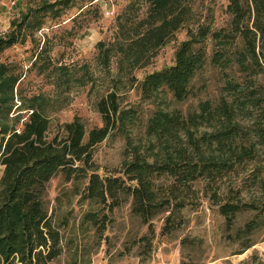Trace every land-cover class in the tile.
<instances>
[{"label": "rangeland", "instance_id": "374dc122", "mask_svg": "<svg viewBox=\"0 0 264 264\" xmlns=\"http://www.w3.org/2000/svg\"><path fill=\"white\" fill-rule=\"evenodd\" d=\"M229 1L178 0L157 14L147 0H1L0 39L19 35L12 47L0 51V128L21 132L37 110L50 122L49 141L66 137L65 126L78 120L87 143L90 132L104 126L98 104L115 95L120 110L130 116L94 147L91 170L102 177L123 176L129 140L147 152L148 123L157 111L189 116L203 102L216 104L227 79L242 80L212 63L209 40L206 65L188 98L178 101L167 88L153 94L143 88L147 76L175 63L180 46L198 26L216 30L228 23ZM258 82L264 86V73ZM259 168L258 185L252 186L249 177ZM89 174L67 181L60 172L47 185L48 209L63 236L62 254L51 264H264V188H259L264 187V147L239 176L213 186L194 183L183 207L179 201L168 209L174 211L168 233L170 212L145 223L133 212L128 194L110 210L86 200ZM13 178L3 165L0 204ZM158 182L165 186L169 179ZM237 190L238 202L258 209H244L228 228L217 201H228ZM90 213L92 221L86 219ZM247 244L253 247L245 250Z\"/></svg>", "mask_w": 264, "mask_h": 264}, {"label": "trees", "instance_id": "16d2710c", "mask_svg": "<svg viewBox=\"0 0 264 264\" xmlns=\"http://www.w3.org/2000/svg\"><path fill=\"white\" fill-rule=\"evenodd\" d=\"M147 1L150 11L158 14L178 0ZM226 14L230 20L225 26L214 30L200 25L191 32L177 51L175 63L147 76L143 88L148 94L167 88L178 101L188 98L193 80L206 65L209 40L212 63L233 70L242 80L227 79L216 104L203 102L189 116L180 111H157L148 123L147 152L129 140L119 172L123 176L102 177L91 170L94 147L130 116L120 110L115 95L98 104L104 126L92 130L87 143L86 128L78 120L65 126L66 137L49 141L50 122L37 110L31 111L21 132L0 128L1 161L14 176L0 204V264H51L61 256L62 227L54 222L46 200L47 185L60 172L71 181L82 174L87 177L89 171L85 199L109 210L120 204L122 194H128L133 212L145 223L170 212L164 228L168 233L174 217V211L168 209L179 201L183 207L194 183L217 185L229 175L239 176L249 163L257 161L259 147H264V86L258 82L264 73V0H230ZM18 35L0 39V51L12 47ZM3 79L0 72V81ZM255 171L249 177L255 183L252 186L258 185L261 175L260 168ZM162 178L169 179V184L161 185ZM230 194L228 201H217L228 228L244 209H258L238 202V190ZM261 211L264 214V207ZM86 219L92 221L95 216L90 213ZM251 247L253 244H247L244 249Z\"/></svg>", "mask_w": 264, "mask_h": 264}, {"label": "built area", "instance_id": "2783aa9c", "mask_svg": "<svg viewBox=\"0 0 264 264\" xmlns=\"http://www.w3.org/2000/svg\"><path fill=\"white\" fill-rule=\"evenodd\" d=\"M108 14V13H107ZM3 166V163H2V161H1V163H0V168Z\"/></svg>", "mask_w": 264, "mask_h": 264}]
</instances>
